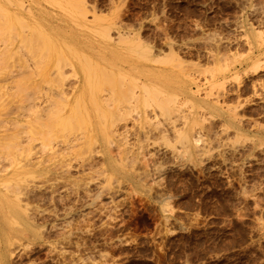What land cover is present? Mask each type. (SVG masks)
Here are the masks:
<instances>
[{
	"label": "rangeland",
	"instance_id": "1",
	"mask_svg": "<svg viewBox=\"0 0 264 264\" xmlns=\"http://www.w3.org/2000/svg\"><path fill=\"white\" fill-rule=\"evenodd\" d=\"M9 1L0 264H264V0Z\"/></svg>",
	"mask_w": 264,
	"mask_h": 264
},
{
	"label": "bare ground",
	"instance_id": "2",
	"mask_svg": "<svg viewBox=\"0 0 264 264\" xmlns=\"http://www.w3.org/2000/svg\"><path fill=\"white\" fill-rule=\"evenodd\" d=\"M9 2H10V5L13 6V8H15V6L17 7V9L13 10L12 12L8 11L9 14H11V15H13L15 17V20L28 21L27 19H31L30 21H32L34 24H38L39 25V21L41 20V17L44 19L45 17H47V16H49L51 14V11H47L45 13H41L43 5L39 2V0H38V3H36V0H32L28 5H27L25 0H13V1H9ZM51 30H53V29H51ZM132 70L135 71V72H139V71H136V68H133ZM163 79H165V78H163ZM163 79L159 80L158 82L159 83L161 82L160 84H163V81H164ZM158 82L156 81V83H158ZM164 84H166V83L164 82ZM164 84L161 85V86H164ZM78 85L79 86L76 87L75 90L73 89L74 91H81L82 92V91H84L86 89V86H87V85H84V83H82V82H79ZM170 86H171V84H170ZM71 88H72V86H71ZM73 88H74V86H73ZM176 89H179L180 91H182V93L184 95H192L191 92L193 91L192 88H189L188 84L183 83V82H182V84H179ZM66 92L67 91H65V93ZM67 93H69V91ZM72 94H73V92H72ZM131 99L133 101L134 96H132L130 98V100ZM130 100H128V102H130ZM196 141H197V139H196ZM0 223H1V221H0ZM0 227H1V224H0ZM1 240H2V238H0V242H1ZM0 261H2L1 255H0Z\"/></svg>",
	"mask_w": 264,
	"mask_h": 264
}]
</instances>
